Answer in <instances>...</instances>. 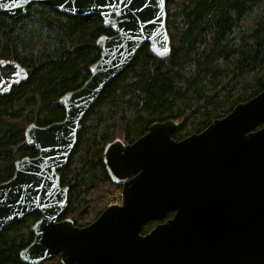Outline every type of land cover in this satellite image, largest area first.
<instances>
[{
    "label": "water",
    "instance_id": "1",
    "mask_svg": "<svg viewBox=\"0 0 264 264\" xmlns=\"http://www.w3.org/2000/svg\"><path fill=\"white\" fill-rule=\"evenodd\" d=\"M30 4L97 14L112 35L97 39L100 53L88 78L60 96L64 118L27 127L37 154L15 160L13 175L0 182V231L29 213L40 215L32 241L20 250L22 261L59 254L61 264H264V71L259 93L200 132L173 139L176 122L168 119L152 122L131 143H108L102 161L121 184L120 202L76 226L60 219L69 187L61 185L59 170L84 114L136 51L148 43L160 58L170 53L165 0H0V13L17 18ZM26 77L16 61L0 59V94ZM168 211L173 215L165 218Z\"/></svg>",
    "mask_w": 264,
    "mask_h": 264
},
{
    "label": "trees",
    "instance_id": "2",
    "mask_svg": "<svg viewBox=\"0 0 264 264\" xmlns=\"http://www.w3.org/2000/svg\"><path fill=\"white\" fill-rule=\"evenodd\" d=\"M170 53L142 45L102 89L81 120L75 145L59 170L69 187L60 219L89 224L120 189L103 164V149L131 143L155 121L173 119V139L197 133L263 89L264 0H165ZM97 14L73 16L30 4L23 16L0 13V59L16 61L27 77L0 94V182L13 163L37 154L25 136L30 124L64 118L59 98L78 88L100 53L97 39L111 35ZM168 211L165 218L171 217ZM38 212L0 231V264H27L20 250L33 239ZM158 221L148 220L141 233ZM37 264H61L59 254Z\"/></svg>",
    "mask_w": 264,
    "mask_h": 264
},
{
    "label": "rangeland",
    "instance_id": "3",
    "mask_svg": "<svg viewBox=\"0 0 264 264\" xmlns=\"http://www.w3.org/2000/svg\"><path fill=\"white\" fill-rule=\"evenodd\" d=\"M112 35V34H111ZM120 192V189L118 190V191H116L115 192V194L113 195V196H111L110 198H109V200L108 201H110L111 199H113L118 193ZM108 203V202H107Z\"/></svg>",
    "mask_w": 264,
    "mask_h": 264
},
{
    "label": "flooded vegetation",
    "instance_id": "4",
    "mask_svg": "<svg viewBox=\"0 0 264 264\" xmlns=\"http://www.w3.org/2000/svg\"><path fill=\"white\" fill-rule=\"evenodd\" d=\"M120 188H121V185H120ZM111 200H112V199H111ZM111 200H110V201H111ZM110 201H108V203H107L106 205L115 204V203H109ZM65 209H66V208H65ZM96 217H97V216H96ZM96 217H95V218H96ZM95 218H94V219H95ZM92 221H93V220H92ZM73 224H74V223H73Z\"/></svg>",
    "mask_w": 264,
    "mask_h": 264
},
{
    "label": "built area",
    "instance_id": "5",
    "mask_svg": "<svg viewBox=\"0 0 264 264\" xmlns=\"http://www.w3.org/2000/svg\"><path fill=\"white\" fill-rule=\"evenodd\" d=\"M111 202H116L115 200H112Z\"/></svg>",
    "mask_w": 264,
    "mask_h": 264
},
{
    "label": "snow or ice",
    "instance_id": "6",
    "mask_svg": "<svg viewBox=\"0 0 264 264\" xmlns=\"http://www.w3.org/2000/svg\"><path fill=\"white\" fill-rule=\"evenodd\" d=\"M164 2V0H161V3H163Z\"/></svg>",
    "mask_w": 264,
    "mask_h": 264
}]
</instances>
